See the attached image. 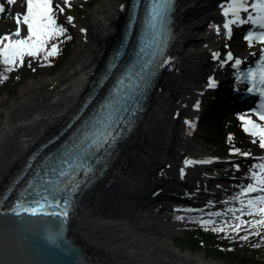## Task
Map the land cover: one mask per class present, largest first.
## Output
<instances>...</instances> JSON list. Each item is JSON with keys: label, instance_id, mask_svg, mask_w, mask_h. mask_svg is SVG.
I'll return each mask as SVG.
<instances>
[{"label": "bare ground", "instance_id": "6f19581e", "mask_svg": "<svg viewBox=\"0 0 264 264\" xmlns=\"http://www.w3.org/2000/svg\"><path fill=\"white\" fill-rule=\"evenodd\" d=\"M136 1L102 0L90 20L78 27L82 46L66 75L36 90L6 118L0 111V208L17 180L34 167L38 153L84 113L101 82L99 76L122 45ZM228 2L180 1L176 59L161 83L159 100L140 125L137 151L127 159L132 171L121 172L97 204L89 199L80 211L88 215L85 223L78 224L76 236L100 264H217L201 255H184L168 235L186 221L183 215L202 224L208 219L212 223L216 216L210 192L215 179L208 171L229 161L205 153L199 129L208 96L217 90L216 81L221 86L234 83L228 55L217 44L224 35L223 6ZM261 52L259 48L239 58L251 59ZM191 160L195 168L186 166ZM189 168H194L191 175L185 173ZM154 189L164 192L154 196ZM249 196L253 195H244ZM168 204L173 208L165 207ZM153 226L161 227L166 236L151 231Z\"/></svg>", "mask_w": 264, "mask_h": 264}, {"label": "rangeland", "instance_id": "374dc122", "mask_svg": "<svg viewBox=\"0 0 264 264\" xmlns=\"http://www.w3.org/2000/svg\"><path fill=\"white\" fill-rule=\"evenodd\" d=\"M101 1L69 0L65 4L63 0H53L54 8L59 4L64 9L63 12H57L56 21L66 29L63 35L48 45L50 50L51 44L55 43L58 46L57 54L48 56L46 52H41L37 57L25 56L23 64H18L11 71H6V66L0 63V111L5 118L7 112L15 111L16 108L19 110L23 101L43 85L66 75L76 52L82 46L83 37L78 29L82 23L90 20L91 13L101 5ZM25 11L22 0H17L13 5L7 4V11L0 21V37L16 31L15 16L24 14ZM69 17L72 18L71 22ZM25 34L26 26L22 25L21 35ZM217 44L224 47L225 52L241 55L255 51L260 45L255 38L249 41L245 36L239 35L229 40L225 32ZM66 52L70 54L69 57ZM203 110L199 141L205 153L229 161L226 165L217 164L208 171V175L215 179L210 186L216 204L213 212L224 217L215 223L204 225L183 215L186 221L168 236H172L175 248L180 249L184 255H201L207 261L217 264H249L243 261L247 258L253 259L257 264H264V224L257 223L264 220V214H247L250 209L247 201L253 196L244 197L246 194L242 191L253 183L251 172L258 171L253 166L263 162L259 158L264 157V148L260 147L259 137L244 132L235 118H219L216 122L213 120L215 114H221L220 108L215 111L213 96H208ZM223 129L228 134L224 140L221 137ZM254 139L256 143H253ZM251 157L256 159L251 160ZM173 206L168 204L165 207ZM241 209L244 210L243 213ZM209 220L212 219H208V222ZM150 230L166 236L159 226H153ZM203 234L214 237V242L202 239Z\"/></svg>", "mask_w": 264, "mask_h": 264}, {"label": "snow or ice", "instance_id": "6c2138e0", "mask_svg": "<svg viewBox=\"0 0 264 264\" xmlns=\"http://www.w3.org/2000/svg\"><path fill=\"white\" fill-rule=\"evenodd\" d=\"M17 0H7L8 5H13ZM65 4L69 3V0H63ZM26 11L24 14H17L15 17V23L17 25L16 31L13 33L5 34L0 37V63L6 66V71L13 70L18 64L22 65L25 56L37 57L41 52H46L48 56L57 54L58 46L55 43L51 44L50 50L48 45L51 41L64 34L66 31L63 26L58 25L56 21L57 12H63L64 9L56 4L53 6V0H23ZM5 12V5L0 3V14ZM244 12L248 15L242 18L240 13ZM223 14L225 17H229L231 14L232 19H228L224 24V28L231 32L230 25L237 23H250L257 25L260 29H264V0H254L250 3V0H229V2L223 6ZM159 15L154 10V18ZM71 17L68 18L71 22ZM22 25L26 26V34L21 35ZM249 41L253 39L250 34L246 37ZM255 39L264 43V31H261ZM218 55V54H215ZM228 59H232L231 53L228 54ZM238 65L239 60L235 61ZM248 75L252 78L253 88L259 87L260 93L264 96V62L261 64L259 72L250 71ZM6 78V76L4 77ZM257 79L259 85H257ZM210 87H214L215 83L210 82ZM199 107V105H197ZM258 117L259 121H264V102H262L260 109L254 113ZM240 119L244 121L245 132H248L253 137H259V144L261 148H264V124L258 123L252 119H245L241 116ZM256 143V140H253ZM241 155H250V153H241ZM264 160V157L259 158ZM205 163L210 161H203ZM190 163V162H189ZM258 171L251 172V179L253 183L248 184L242 191L245 194L260 192L264 193V163L253 166ZM243 203V202H242ZM250 209L248 215H254L257 212L264 214V207H257V205H264V195L256 197L254 200H248ZM25 211L36 214V209H28ZM243 213V209L240 210ZM65 216L67 213H63ZM259 224H264V220L258 221ZM222 230V229H218ZM238 230V228H237ZM246 238V237H245Z\"/></svg>", "mask_w": 264, "mask_h": 264}, {"label": "water", "instance_id": "95a60500", "mask_svg": "<svg viewBox=\"0 0 264 264\" xmlns=\"http://www.w3.org/2000/svg\"><path fill=\"white\" fill-rule=\"evenodd\" d=\"M161 90V87H159L155 98L151 100V105L159 100ZM151 105H149V108ZM154 110L156 111V108ZM146 114L141 119L142 122ZM140 125L139 130L137 129L127 142L129 144L125 145V158L122 164L109 173L103 185H95L94 191L84 198L83 202L90 199L93 200L94 204H97L103 194L109 191L119 179L121 172L130 173L132 171V165L128 167L127 159L134 156L137 151L136 145L141 137ZM190 163H192V160ZM190 163H186V166H193V163ZM177 166L176 168H178ZM193 167L195 168V166ZM194 168L185 170V173L191 175L190 173ZM182 181L185 182V180ZM162 191L164 192V190ZM162 191L154 189L153 195L156 196ZM179 199L183 198L180 197ZM41 213L43 218L40 220L36 219L38 215H33L25 218L27 221L24 222L12 221L10 217L7 219L0 217V264H100V260L94 257L92 250H89L87 245L80 243L76 236L78 234V224L86 222L88 215L86 212L80 213L77 211L75 218L72 216L68 218L74 220L67 219L68 222L63 218L51 216L54 213L51 210L46 209ZM81 228H84V225Z\"/></svg>", "mask_w": 264, "mask_h": 264}, {"label": "trees", "instance_id": "16d2710c", "mask_svg": "<svg viewBox=\"0 0 264 264\" xmlns=\"http://www.w3.org/2000/svg\"><path fill=\"white\" fill-rule=\"evenodd\" d=\"M68 48L71 49L70 46H69ZM70 49H69V50H70ZM68 52H69V51H68ZM68 52H66L67 55H68L67 57L70 56V54H68ZM213 119H214L215 122L218 120L216 117H213ZM224 131H225L224 129L221 130V137H222L223 140L227 137V133H225ZM201 237H202V239H205V240H207V241H209V242L211 241V243L214 242V237H212V236H208V235L203 234V235H201ZM243 261H244V262H247V263H249V264H257V263H255V262L253 261V259L251 260L250 258H247V259H245V260H243Z\"/></svg>", "mask_w": 264, "mask_h": 264}]
</instances>
